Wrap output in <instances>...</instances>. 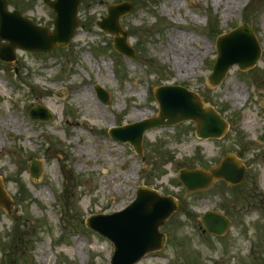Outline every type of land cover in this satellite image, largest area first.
Listing matches in <instances>:
<instances>
[{
    "label": "rangeland",
    "instance_id": "rangeland-1",
    "mask_svg": "<svg viewBox=\"0 0 264 264\" xmlns=\"http://www.w3.org/2000/svg\"><path fill=\"white\" fill-rule=\"evenodd\" d=\"M9 1L24 17L53 28L54 13L41 0ZM130 1L120 22L132 35L134 59L117 53L113 36L95 25L121 0H81L82 23L66 47L45 54L18 49L16 62L0 60V180L12 200L10 213L0 208V264H109L112 243L85 220L119 211L140 184L175 193L182 204L162 228L170 231L165 247L136 264L231 262L230 244L199 233L197 218L210 202L189 197L177 174L205 170L230 152L249 166L247 184L254 180L264 190V0ZM210 17L222 34L246 19L262 49L255 67H231L214 88L206 82L216 57L215 37L206 34ZM183 49L194 55L186 70L177 63ZM96 84L109 92L108 104L97 99ZM163 84L198 92L222 111L228 133L202 140L188 122L149 129L140 156L112 140L110 127L157 114L154 89ZM36 104L50 109L48 121L30 118ZM32 158L42 165L38 180L28 171ZM230 233L242 255L245 239L237 238L236 227Z\"/></svg>",
    "mask_w": 264,
    "mask_h": 264
},
{
    "label": "water",
    "instance_id": "water-1",
    "mask_svg": "<svg viewBox=\"0 0 264 264\" xmlns=\"http://www.w3.org/2000/svg\"><path fill=\"white\" fill-rule=\"evenodd\" d=\"M43 2L55 12L52 32H49L47 26H38L22 17L17 10L8 11V0H0V39L7 41L0 45L2 60L7 62L15 60V48L45 52L51 51L56 45L66 46L71 40L79 25L76 12L80 0H43ZM131 9L132 3L129 1L110 5L107 10L108 15L102 16L101 20L96 22V25L102 27L105 32L116 36L113 46L129 57L133 56V49L126 43L127 33L119 24V19ZM216 43L218 56L208 76V82L212 87L224 79L230 66L238 64L240 69L250 68L255 65L261 53L259 43L247 22L219 36ZM95 89L101 102L106 103L108 93L99 86ZM155 98L159 103L158 116L111 128L110 136L122 142L128 141L139 154L142 151V134L151 127L170 126L183 120L194 121L195 133L202 138H217L227 129L226 121L216 110L204 105V100L200 96L183 86H159L155 91ZM30 115L46 121L50 111L38 106L30 111ZM31 163L30 174L38 178L41 166L34 159ZM243 174L242 166L229 156L223 161L218 172L211 169L205 174L199 170L184 169L180 171L178 177L186 188L193 190L206 187L212 178L218 175L232 182H240L244 177ZM10 203L11 200L5 196L0 184V206L9 210ZM176 208L177 201L172 197H162L157 191L141 186L137 198L129 206L112 214L91 216L86 224L114 243L115 251L111 256V264H133L145 253L162 247L165 235L160 233L159 228ZM210 217L214 221L217 220L215 215L205 216V227L209 232L219 234L217 225L210 220Z\"/></svg>",
    "mask_w": 264,
    "mask_h": 264
},
{
    "label": "flooded vegetation",
    "instance_id": "flooded-vegetation-1",
    "mask_svg": "<svg viewBox=\"0 0 264 264\" xmlns=\"http://www.w3.org/2000/svg\"><path fill=\"white\" fill-rule=\"evenodd\" d=\"M221 157L213 163L218 168ZM249 166H246L245 180L239 185L228 184L223 178L215 181L216 187L212 186L207 191L199 193L200 198L205 201H196L205 205L208 202L215 207L220 219H227L230 222L228 230L223 234L224 244H230L231 262L239 264H264V190H260L254 180L247 184L250 176L248 173ZM247 178V179H246ZM215 196V200L209 199L208 196ZM207 201V202H206ZM253 209V210H250ZM205 209L204 211H207ZM210 211V210H209ZM200 215L198 223L201 224ZM236 227L238 239H242L243 254L241 248L234 244L235 238H229L230 232ZM232 248V249H231ZM247 251L248 255L244 253Z\"/></svg>",
    "mask_w": 264,
    "mask_h": 264
},
{
    "label": "bare ground",
    "instance_id": "bare-ground-1",
    "mask_svg": "<svg viewBox=\"0 0 264 264\" xmlns=\"http://www.w3.org/2000/svg\"><path fill=\"white\" fill-rule=\"evenodd\" d=\"M193 57L194 55L190 52H188L186 49H183L181 53H179L178 57H177V63H178V67L181 68V70H186L188 68V65L191 64V62L193 61ZM12 122V124L16 123L18 124L17 120H14V122L12 121V119H10L8 121Z\"/></svg>",
    "mask_w": 264,
    "mask_h": 264
},
{
    "label": "trees",
    "instance_id": "trees-1",
    "mask_svg": "<svg viewBox=\"0 0 264 264\" xmlns=\"http://www.w3.org/2000/svg\"><path fill=\"white\" fill-rule=\"evenodd\" d=\"M212 31L218 33L217 32V23L216 22H212L211 23L210 32H212Z\"/></svg>",
    "mask_w": 264,
    "mask_h": 264
}]
</instances>
